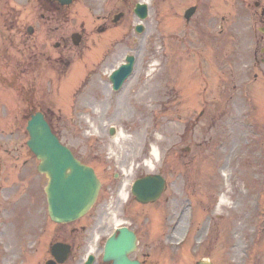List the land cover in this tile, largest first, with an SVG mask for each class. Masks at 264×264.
Returning a JSON list of instances; mask_svg holds the SVG:
<instances>
[{"label": "rangeland", "instance_id": "rangeland-1", "mask_svg": "<svg viewBox=\"0 0 264 264\" xmlns=\"http://www.w3.org/2000/svg\"><path fill=\"white\" fill-rule=\"evenodd\" d=\"M3 1L6 3L8 19L11 21L9 16H14V23L21 30L29 25L37 26L35 42L31 43H37L52 54L55 50L51 45L61 43L60 38L70 42L71 33L81 29L83 32L82 45L67 49L72 59L71 68L58 80L53 79L46 84V96H41L35 102L39 110L47 109V119L60 134L62 142L94 164L102 180L94 208L76 225L86 223L93 233L96 229L101 243L103 236L114 226L111 218L108 219L110 211H113L137 233V249L133 256L144 258V261L156 260L158 264H191L201 257L213 264H264V173L260 171L259 161L249 159L246 165L243 163L246 161L244 158L236 163L233 155H230L238 133L233 118L224 119L229 132L235 128L226 138L228 140L223 141L225 149H221L215 140L209 149L202 135L206 130L204 124H212L211 119L221 113L223 102L225 106L229 104L231 114L239 113L238 118L243 109L249 112L256 110L260 115L262 109L258 111L256 107L264 106V103L259 105L260 100L264 102V50L261 51L264 49V33L260 31L264 26V14H261L264 0H169L176 2L174 7L166 0H148L149 13L142 22L145 30L141 34L135 33L133 29L137 19L132 11L135 2L140 0H107V3L103 0H77L70 8L67 20L59 24L39 17L35 19L37 7L35 3H30L35 0H29V3L27 0H0V5ZM255 1L260 2L256 8L253 5ZM204 2L210 5L206 8ZM192 4L197 6V10L187 27L182 12ZM120 11L124 13V18L114 23L111 18ZM174 27H177L175 39L184 31L193 34L194 30L201 28L213 35L209 36L211 40L206 46V59L202 66V69H206V86L211 90L201 104L191 98V93L187 99L181 94L176 97L173 84L179 86V83H172L166 77L171 66L165 56L169 49L167 37H171L168 33ZM14 35L19 34L15 32ZM105 44L110 47L108 54L111 55L107 54L104 56L106 58L98 60V55H94L95 46L100 48ZM174 45L180 47L176 49L175 55L178 54V66L183 68L187 62V57H183L184 43L182 41ZM11 50L13 54L8 48L5 49L13 62L17 53L23 50ZM125 53L137 55V70L132 80L114 95L109 90L106 71ZM152 63L155 66L151 67ZM84 68L85 73L77 78L74 69L75 72H82ZM87 69L96 74L89 77ZM219 75H222L221 83L217 85L220 79L216 76ZM46 77H50V74L47 73ZM181 87L183 90L184 84ZM239 96L249 97L251 102L246 101L245 105L238 99L234 104L238 109H235L231 100ZM24 103L26 100L22 102L16 89L0 87V143L11 151L8 156L5 153L2 155L18 158L12 166L7 167L5 173L0 172V186L10 183L22 168L25 174L30 172L28 176L39 196L37 209L47 224L46 231L50 233L56 230V226H53L44 211L43 187L46 179L35 172V160L25 144L28 137L22 128L26 113ZM252 107L254 110H251ZM201 109L206 112L199 117ZM258 114L259 124L253 114L249 117L257 130L252 145L254 149L259 138L264 142L263 130L259 128L262 129L264 116ZM12 118L16 123L9 124ZM193 118H199L201 124L188 129L197 121H190ZM216 123L218 131L222 127L221 119ZM6 125L16 126L9 128ZM111 127L116 129L114 135L109 133ZM248 129L240 127L239 131L247 132ZM118 130H122L125 135L120 136ZM241 142L240 138L239 145ZM152 145L158 148L159 157L154 160L153 168H150L144 161L153 158L150 154ZM188 146L192 149L190 154L185 153ZM259 160L264 162V158L260 157ZM131 165L134 166L133 173L126 177L124 169L127 171ZM150 173H161L167 178L166 190L155 202L140 204L134 201L126 212H122L119 191L124 180H133L138 175ZM212 188H217L219 193H226L229 200L227 204L216 207L217 198L214 201L208 193ZM253 193L261 194L259 203L256 202L257 195ZM189 195L195 203L193 212L197 210L194 215L185 212V207L188 210ZM3 199L0 198V204ZM199 215L201 219L198 221ZM98 223L101 228H97ZM25 229L21 224L9 225L5 232H11L9 239L13 237V240L0 234V263L22 264V253L16 261V257L11 256L10 251L3 252L2 247L20 245L22 248L24 242H19L26 235ZM188 229L186 244H178L185 235L182 233ZM207 230L210 231L208 234L205 233ZM54 232L43 237V243L39 240L35 241L36 244L32 243L35 246L29 255L32 260L26 257L28 262L22 259L23 264H44V260L49 257L47 249L54 240ZM88 245L85 242L86 250L80 255L87 251Z\"/></svg>", "mask_w": 264, "mask_h": 264}, {"label": "water", "instance_id": "water-1", "mask_svg": "<svg viewBox=\"0 0 264 264\" xmlns=\"http://www.w3.org/2000/svg\"><path fill=\"white\" fill-rule=\"evenodd\" d=\"M33 133V141L29 144L36 151L38 156H41L44 163L41 167L42 170L50 175L51 188L49 189L51 208L53 209V217L57 221H67L74 219L76 216L83 214L91 202L82 200L84 195H91L95 192V185L88 183L87 187L81 186V183L85 181L84 173L86 172L79 169L78 165L68 155L66 150L59 146L56 139L49 134V129L42 120H36L34 125L29 128ZM70 170V174L67 176L66 172ZM64 177L68 182H74L75 178L78 179L80 189L73 191L65 199L62 195L63 185L68 188L69 183L64 182ZM76 185V188H79ZM78 200V201H77ZM76 201V202H75ZM120 247V249L118 248ZM114 248V249H113ZM116 248L118 249L116 253ZM133 249V242L122 239L111 245L108 250V257L113 259L114 264H136L126 260V253Z\"/></svg>", "mask_w": 264, "mask_h": 264}, {"label": "bare ground", "instance_id": "bare-ground-1", "mask_svg": "<svg viewBox=\"0 0 264 264\" xmlns=\"http://www.w3.org/2000/svg\"><path fill=\"white\" fill-rule=\"evenodd\" d=\"M124 134L122 133V132H120V136H123ZM153 152H154V154L156 155L157 154V151H156V149H153ZM149 163V162H148ZM150 164V163H149ZM121 195H122V197L123 198H125L126 197V192H121ZM225 203V197H221L220 198V202H219V204L220 205H222V204H224ZM113 221L115 222V223H118V220L117 219H114L113 218ZM95 239H96V236H95ZM90 250H92V249H90Z\"/></svg>", "mask_w": 264, "mask_h": 264}]
</instances>
